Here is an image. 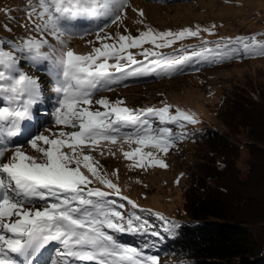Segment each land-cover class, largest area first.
I'll return each instance as SVG.
<instances>
[{
  "label": "snow or ice",
  "instance_id": "1",
  "mask_svg": "<svg viewBox=\"0 0 264 264\" xmlns=\"http://www.w3.org/2000/svg\"><path fill=\"white\" fill-rule=\"evenodd\" d=\"M129 7V0H30L27 19L31 31L38 35L10 45L0 41V99L5 102L0 106V264H18L15 256L22 257L23 264H34L52 242L62 245L61 256L84 264H159L157 255H148L116 237V233L147 234L148 223L134 211H121L125 205L110 198L120 196L133 209L139 207L121 196L118 184L91 153L104 155L105 145L119 141L137 145L123 152L126 159L135 161L133 166L143 168L151 162V166L167 167L156 153L167 154L178 138L187 135L186 124L199 121L195 114L179 108L173 114L172 106L164 102L162 107L133 109L123 100H94V94L112 90V85L128 76L157 71L169 74L194 59L227 55L222 50L264 55V41L255 35L221 38L214 48L202 40L191 48L181 47L176 54L159 51L185 38L199 37L201 31L214 34L199 26L180 31L146 27L138 34L116 35L101 27L96 32L99 46L94 45L91 52L78 54L67 46L65 37L74 35L68 31L70 22L111 17L110 22L118 24ZM133 11L144 16L142 9ZM47 36H52L59 48ZM234 45L242 47L232 49ZM132 49L139 52L134 54ZM137 55L143 59L138 60ZM22 60L55 65L58 99L53 115L58 130L28 133L23 143L30 145L34 154L24 151L23 143H13L23 134L22 123L35 119L32 109L41 98L38 79L21 69ZM167 125H177L179 137ZM108 151L115 155L111 148ZM97 183L103 188L93 186ZM36 201H42L43 206L35 207ZM155 215L169 226L165 231L176 226L159 213ZM151 235L159 237L160 233L152 230ZM150 246L154 244L144 247Z\"/></svg>",
  "mask_w": 264,
  "mask_h": 264
},
{
  "label": "rangeland",
  "instance_id": "2",
  "mask_svg": "<svg viewBox=\"0 0 264 264\" xmlns=\"http://www.w3.org/2000/svg\"><path fill=\"white\" fill-rule=\"evenodd\" d=\"M181 1L185 0H173L171 2L174 3L162 6L147 4L142 0H129L130 7L126 11L125 18L118 24L105 25V32L112 35L117 33L138 34L139 31L146 30V27L156 31H180L185 28L195 30L199 26L200 29H210L214 33L210 35L208 32L201 31L199 37H189L178 41L173 45L178 49L188 44H199L202 40L211 42V39L221 40V38L229 37L235 39L239 36L255 35L258 40L264 41V0H191L187 3ZM29 3L30 0H0V41L4 42L9 39L12 44L29 35H37L31 31L32 25L27 19V12L30 10ZM133 9H142L144 16L140 17ZM140 20L143 22L139 23ZM65 40L67 46L78 54H87L92 51L94 45L99 46V42L96 41V32L89 34L85 39L71 35L66 36ZM89 41L94 44H90ZM145 47H151V45H145ZM138 50L132 49L131 51L135 54ZM201 66L200 69H191L168 80L138 85L123 84L114 86L110 91L102 90L101 93L93 96L94 100L100 98H107L112 102L123 100L127 107L133 109L162 107V102H164L172 106L173 114H175V109L179 108L195 114L199 121L196 124H186L184 131L187 135L182 139L178 138L175 146L167 154L156 153L157 158L162 159L167 167L151 166V162L149 166L143 168L133 166L135 161L126 159L123 152L131 151L137 145L127 143L121 145L119 141L115 145H105L104 155H100L99 151L91 153L99 160L102 170L118 184L121 196L128 197L139 206L133 209L127 200H122L125 208L121 211H127L129 214L134 211L147 215L156 211L165 218L175 217L177 210L185 204L188 166L195 160L196 154H199L198 147L193 142L195 131L202 126H208L216 127L226 133L228 130L217 116V106L223 95L237 84H245L250 79L255 83L264 78V55L244 53L243 58L236 61L228 60L215 66H210V64H201ZM35 78L38 82L42 80L39 76ZM95 107L100 106L95 105ZM36 109L34 105L32 112L35 119L31 122L25 121L33 128L38 127L39 124L36 120ZM25 122L22 124L24 125ZM167 126L172 128L174 134L179 137L181 129L177 125ZM46 129L58 130L53 122L37 131L48 134ZM227 135L241 147L239 165L244 172L247 155L246 138ZM14 139L25 140V136L20 135ZM109 148L115 155L109 154ZM23 149L29 154H34V150L26 143H23ZM145 151L153 150L145 149ZM116 170H118V175H114ZM93 186L103 188L98 183ZM104 190L110 191L109 189ZM42 206V201H36L35 207ZM126 234L116 233L115 235L120 237L118 239L121 242L122 239L131 235ZM61 250L62 245L59 243H50L37 256L34 264H84V262L61 256L59 254ZM14 258L18 264H23L22 257L15 256ZM166 261H169V258H161L159 264H164Z\"/></svg>",
  "mask_w": 264,
  "mask_h": 264
},
{
  "label": "trees",
  "instance_id": "3",
  "mask_svg": "<svg viewBox=\"0 0 264 264\" xmlns=\"http://www.w3.org/2000/svg\"><path fill=\"white\" fill-rule=\"evenodd\" d=\"M142 1L162 6L174 3L171 2L173 0ZM189 1L191 0L181 2ZM110 21L111 17L77 19L68 24V31L74 33L72 36L85 39L89 34L111 23ZM46 38L59 48L53 37ZM218 40L211 39L208 47L214 48ZM4 44L10 45L11 41L7 39ZM199 44H188L185 48ZM230 47L238 48L235 45ZM177 50L179 49L172 46L162 49L161 52L176 54ZM222 51H227V55L194 59L185 63L180 70L169 74L157 71L128 76L111 87L168 80L191 69H200L201 64L215 66L228 60H239L244 55L242 51L239 53ZM136 58L143 59L139 55ZM20 67L28 75L42 78L39 81L41 98L36 104V120L39 124L36 128L27 122L21 125L22 135L26 139L28 133L36 132L54 122L53 112L58 94L54 90L53 63L22 60ZM101 92L102 90L94 95ZM4 105L5 102L0 99V106ZM217 116L228 130L227 134L246 138L245 171L242 172L239 165L241 157L239 144L216 127L198 128L193 142L198 147L199 154H196L195 160L188 166L185 204L177 210L175 217H166L176 226L165 231L169 226L155 215L158 212L154 211L149 215L136 213L147 221L149 232L131 234L121 242L143 249L148 255H157L159 262L161 258H169L164 264H264V78L255 83L250 79L245 84H237L226 92L217 106ZM21 141L24 140L14 139L13 143ZM112 199L118 203H122L123 200L115 195ZM125 213L129 214L127 211ZM152 230L159 232L160 236H152ZM146 243L154 246L145 248Z\"/></svg>",
  "mask_w": 264,
  "mask_h": 264
}]
</instances>
